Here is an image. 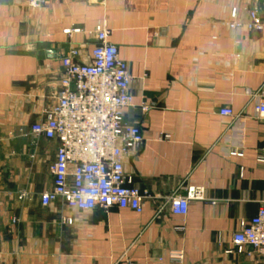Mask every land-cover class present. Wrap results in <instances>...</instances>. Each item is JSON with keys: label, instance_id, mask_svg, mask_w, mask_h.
<instances>
[{"label": "crops", "instance_id": "1", "mask_svg": "<svg viewBox=\"0 0 264 264\" xmlns=\"http://www.w3.org/2000/svg\"><path fill=\"white\" fill-rule=\"evenodd\" d=\"M254 5L264 23V0H0V264H114L126 250L136 264L259 263L228 252L239 220L264 199V119L255 111L264 99V26L245 27ZM234 6L244 26L232 30ZM103 27L132 76L123 121L143 140L123 163L147 194L141 212L41 203L59 142L31 127L55 102L60 57L75 46L89 62ZM192 185L206 199L173 214L168 198Z\"/></svg>", "mask_w": 264, "mask_h": 264}, {"label": "built area", "instance_id": "2", "mask_svg": "<svg viewBox=\"0 0 264 264\" xmlns=\"http://www.w3.org/2000/svg\"><path fill=\"white\" fill-rule=\"evenodd\" d=\"M28 2L31 7H40L45 0ZM230 16L232 30L244 26L237 6L232 7ZM263 26L259 7L254 5L245 27L261 30ZM76 31L78 29H66L65 32L71 35ZM110 32L106 27L95 32L89 62L78 60L81 51L75 46L60 57L63 77L54 95L55 102L44 111L45 118L31 127L35 135L59 142L51 165L53 185L41 194L44 206L61 200L68 207L82 211L96 207H129L136 212L143 209V197L147 194L131 184L132 179L125 174L123 163L125 155L142 142L143 134L139 127L123 121L125 108L134 104L130 91L132 76L118 47L108 39ZM143 107L147 108L146 104ZM255 111L264 119V99L255 105ZM221 113L233 115L229 109ZM169 138L167 133L160 137ZM231 154L242 153L232 151ZM258 161L264 162V155H260ZM26 196L27 192L21 191L18 198ZM194 199H206L203 186H188L184 195L172 194L168 198L169 208L173 214L185 216L188 203ZM211 202L215 204L217 200ZM67 221L72 222V219ZM231 243L228 252L255 256L258 264H264V199L253 217L239 220ZM182 257V254L171 255L172 259ZM114 264L136 263L126 250Z\"/></svg>", "mask_w": 264, "mask_h": 264}]
</instances>
